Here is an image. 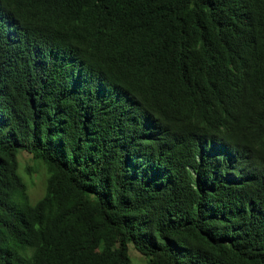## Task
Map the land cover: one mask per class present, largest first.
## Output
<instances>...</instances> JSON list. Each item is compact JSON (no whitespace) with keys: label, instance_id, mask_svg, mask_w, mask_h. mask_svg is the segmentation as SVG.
<instances>
[{"label":"trees","instance_id":"1","mask_svg":"<svg viewBox=\"0 0 264 264\" xmlns=\"http://www.w3.org/2000/svg\"><path fill=\"white\" fill-rule=\"evenodd\" d=\"M130 244L264 264V0H0V264Z\"/></svg>","mask_w":264,"mask_h":264},{"label":"rangeland","instance_id":"2","mask_svg":"<svg viewBox=\"0 0 264 264\" xmlns=\"http://www.w3.org/2000/svg\"><path fill=\"white\" fill-rule=\"evenodd\" d=\"M20 160V173L23 175L26 183L29 186L30 199L32 203H36L40 197L43 196L46 186V171L43 167L34 169L32 175H29L25 172L24 167L25 163L28 165L32 164V158L29 153L21 150L19 152ZM25 162V163H24ZM34 167V166H33ZM129 254L132 258L133 264H144V257L130 244Z\"/></svg>","mask_w":264,"mask_h":264}]
</instances>
